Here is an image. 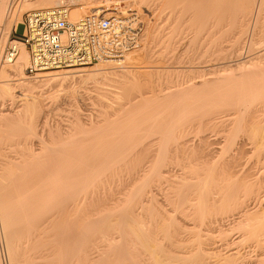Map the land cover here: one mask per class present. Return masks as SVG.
Here are the masks:
<instances>
[{
    "label": "bare ground",
    "instance_id": "obj_1",
    "mask_svg": "<svg viewBox=\"0 0 264 264\" xmlns=\"http://www.w3.org/2000/svg\"><path fill=\"white\" fill-rule=\"evenodd\" d=\"M12 1L13 11L17 8L20 13L79 3V7L69 10L72 21L91 8L89 0H0L3 40L11 26L22 20L20 15L11 17L13 11L6 17ZM127 1L114 2L109 11H121ZM152 1L134 3L139 18L149 2L155 5ZM157 1L158 14L167 12L165 18L167 22L174 20L175 30L185 15L195 11L191 18L198 20V26L194 23L197 32L203 30L204 34L206 30L210 35L206 36L213 39L209 42L201 33L196 37L202 35L208 40L212 54L217 55L212 59L206 48L202 56H209L210 62L238 56L234 62L237 74L224 61L212 63L211 71L206 73L191 62L188 66L179 56L183 66L155 65L148 67L149 72L144 70L149 86L155 82L156 87H149L147 93L141 92L142 85L134 74H123L121 70V74L113 73L114 69L104 67L106 61L87 71L52 72L29 79L24 72L29 52L18 44L16 60L0 67V99H13L15 88L24 92L13 109L0 111V232L4 246L3 252L0 249V264H241L236 253H221L218 245L214 246L215 238L213 243L204 242L197 228L209 222L215 224L212 232L220 239L228 236L227 231L238 230L241 242L251 243L264 264V177H253L259 174V168L257 174H251L244 165L247 153L256 156L257 163L264 160V60L253 50L254 45L264 43L259 29L254 33L259 39L251 37L243 58L240 47L241 36L251 23L245 19L253 18L254 31L260 24L258 19L264 18L260 13L264 0ZM186 8L190 9L187 14ZM228 32L230 37L226 38ZM168 41V47L163 48L167 54L174 42ZM91 80L96 81L97 96L113 99L111 114L104 111L100 119L85 122L77 119L65 129L48 126L47 136L39 138L38 152L26 141L14 140L36 135V123L45 106L38 89L53 86L55 95H73L81 83ZM223 123L228 128L221 148L207 150L206 137L197 135L201 141L188 146L185 135L191 129L203 136L202 130L217 129ZM241 135L250 140L249 152L244 143H238ZM7 143L17 150L13 156L2 154V146ZM150 144L157 145L153 157H148V147L147 156L141 158ZM138 160H148L149 165H140L138 170ZM134 162L138 165L130 164ZM170 165L180 166L184 173L171 175ZM121 170L132 171V180L128 176L130 181H120ZM120 187L121 197H115ZM184 211L197 220L186 238L180 236L184 224L178 219V213ZM229 217L232 220L225 230L221 223Z\"/></svg>",
    "mask_w": 264,
    "mask_h": 264
},
{
    "label": "rangeland",
    "instance_id": "obj_2",
    "mask_svg": "<svg viewBox=\"0 0 264 264\" xmlns=\"http://www.w3.org/2000/svg\"><path fill=\"white\" fill-rule=\"evenodd\" d=\"M119 1L120 0H89L88 2L90 4L91 8L90 7H89V9L86 8L85 9V13L87 12L86 13V15H87L90 12L109 11V7L110 6L112 7L113 4L115 5V3L116 4L117 3H120ZM137 1L136 0L135 1L134 0H128L126 4L124 3L123 6H121V12H122V14H126L125 13L126 11H131L132 12V16L135 15L133 21H134L135 24H137L139 26L140 43H138V45L136 46V49L134 51H132V52H130L128 54L123 55L120 59L106 61L105 64H108V65H105L104 66L105 68L114 69L113 71L112 70L111 71L113 73L118 72L116 74H121L122 71H123V74H134L137 77V79H138L137 81L142 85V88H141V90H142L141 92L142 93L149 92L148 91V90H150L149 87H151L152 89H154V88L156 89V87L153 85L155 82L150 84L152 86H149V82H148L149 80H148V77L146 76L147 73L145 71H147L149 69L148 67H150V66H155V65L156 66H158V65L161 66L162 65L163 67L164 66L165 67H168V66L172 67V66H175L177 64H178L177 66H179V65L180 66L181 65L183 66V64H185V63L182 64L181 61L182 60H185L184 62H186V64H187V62H188V64H189V62H191L192 64H190V65H193L194 67H197L198 66L197 67L198 70H205V72H206L208 69L211 71L210 67H211V64L212 63L214 64L216 62H222V61H224V62H227V65L230 64L229 66L231 67L230 69L233 71L232 73H234V74L236 73L237 74V72L235 70L236 67H234L235 66L234 62L237 60L238 56L237 57L236 56H233V57L231 56L232 58L228 57L226 59H221V60H218L216 58L217 61L216 60L215 61L212 60L210 62V59L211 58L214 59L215 57H217V55L214 57V54H212V50H211L212 49V47H211L212 45H211V43H208V40H209V42H211V40L213 38L212 39H209V37H207V36H210V35H207L208 33L206 32V30H204L205 31L204 32L205 35L202 33L203 30H201V31L199 30L197 32V28H195V27H196V25L198 26V23L196 24L195 22L198 21V20H196L194 22L193 21L194 18L193 19L191 18V17L194 16V12H195L194 10L191 9L192 10L191 13L194 11L193 14H188V17H190V19L193 21V24H192L191 20H189V18L187 17V15H185V17H184L185 19L183 18L184 21H183V19H181L183 22L181 21L179 23L180 24L179 25V29H181V31H179L178 28L176 30L174 29L175 28V25L173 24L174 23V20L173 21L172 20H169L167 22V20H166V18H167L166 17L167 16L166 13L167 12H165L167 10H165L164 11L165 13H163L162 15L161 14H158V12H157L158 1L156 2V0L155 1H152V4L155 3L156 6L155 5H151V2H149V7L147 8L145 6L143 8L142 14H141L142 17L139 18L138 13H137V6L134 5V3L135 4L137 3ZM19 2H21V0H19ZM196 3H197V1L194 4H196ZM16 5L17 4H15L14 8H16ZM137 5H138V3H137ZM66 6H68L69 10L71 11L74 7H79L80 5H79V3H76V4H68ZM152 6H154V7H152ZM127 7H129V8L131 7V8L129 9ZM180 7L182 8V6H180ZM158 8H159V5H158ZM194 8H195V6H194ZM188 9L186 8L185 14H187ZM31 10H36V9L25 10V11H22L20 13L19 12V9L17 11V8H16V12L13 11V14L11 15V17L14 14L17 15V16L20 15V17H21L23 13H25L27 11H31ZM182 11H184V10H182ZM260 13L261 14H264V9ZM70 15H71V13H70ZM145 15H146V17H145ZM158 15L159 16L161 15V17H159ZM163 15H165V16H163ZM189 15H191V16H189ZM186 17H187V20H186ZM247 18L248 19H245V20H248L251 23H250V28H249L248 32L246 34H244V35L241 36L242 37L241 38L242 39L241 40L242 42H240V47H243L242 58L245 57L246 54H247L246 53L247 52L246 49L248 47V44L250 43L251 37L253 39L255 38L254 40L259 39V36H263L264 37V18L263 17H260L258 19L257 22L260 23V24L259 25L257 24V26L255 27V30L254 31H253V27H254V25H253L254 24L253 18L250 17L251 18L250 19L249 16ZM185 21H188V22L190 21V22L188 23V22H185ZM187 23H188V25H187ZM194 23L196 24L195 27H194ZM261 23H263V24L261 25ZM183 24H186V28L187 29L185 28V25H183ZM172 25H174V26H172ZM194 28H195L196 32H195ZM169 29H171V31ZM183 29H184V32H183ZM258 29H259V32L260 33H258ZM177 30H178V32H177ZM251 30H252V32H251ZM22 31H23V27H22V25H20L17 28V33L18 34H21ZM173 32H175V33L173 34ZM255 32H257L259 36L257 34L255 35L254 34ZM196 33H197V35H196ZM199 33H201L202 35H204L203 37H207L208 40L206 39L207 41H205L204 38H203L204 39L203 40L202 39V35H201V37L199 36L200 38L198 39L196 36L200 35ZM170 34H171V36H170ZM228 34H229V36L226 35V38L227 37L228 38L230 37V33L229 32H228ZM172 35H174V36H172ZM170 37H172V38H170ZM167 39L168 40L170 39V41H172V42L174 41L173 43L170 44L171 47L168 48V50H169V53L168 54H167L168 51H166V53H163V51L165 50L163 48L164 47L165 48L168 47L166 42H169V41ZM165 40H166V42H165ZM243 41H244V43H243ZM175 42H176V44H175ZM177 44H178V46L176 47ZM243 44H244V46H243ZM262 45H261V43H259L257 45H254L255 47L253 46L254 47L253 50L256 51V53L258 52L259 54H262L263 57H262L261 60H264V46H262ZM209 47H211V49ZM206 48H209V49H206ZM255 48H257V49H255ZM205 49L207 51L208 50H211V52H209V51L207 52L206 51L207 55H210L211 58L209 56H207V55H205L207 57H203L205 53H202V52H205L204 51ZM173 50H174V52H173ZM170 52H172L174 54H172V53L170 54ZM241 52H242V50H241ZM251 52H253V51H251ZM179 54H181V55H179ZM211 54L213 55V57H212ZM216 54H218V53H216ZM164 56L167 57V58L169 57V58L168 59L167 58L164 59ZM179 56H180V58L182 60L179 59ZM207 59H209V60H207ZM165 60H167V62L164 63ZM171 60H172V62H171ZM205 60L207 61L206 63H205ZM262 62H264V61H262ZM122 63H124V64H122ZM197 63H201V64H197ZM169 64H172V65H169ZM187 65H186V67H187ZM94 66H90V67H87V68H84V69H64V70H61V71H55V72H53V74L54 73H57V72L60 73V72H72V71H84V70L87 71V70L94 69L95 68ZM118 68H119V70H118ZM141 68H142V71L140 70ZM127 69H129V70H127ZM136 69H137V71H136ZM138 69H139V71H138ZM120 70H121V72H120ZM140 71L142 73H140ZM149 71L150 70H148V72ZM134 72H136V73H134ZM208 72L209 71H207L206 73H208ZM48 73L49 74H52V72H44L42 74H48ZM138 74H139V76H137ZM144 74H145V76H144ZM25 76L27 77L26 74H25ZM141 76H143L145 79L143 77H141ZM27 78H29V77H27ZM140 78H141V80H139ZM95 82H96L95 80H91V81H87V82L81 83L80 86H79V88H78V90L73 95L70 94V93H67L69 95L66 94V96H65V93H64V95H63V93H60V95H55L54 94V91L56 89L53 88V86H47V87H43V88L38 89V91H40V93L42 94L41 96H42V99H43V104H45V106H44L43 112L41 114L42 117H40V119L36 123V129H35L36 130V132H35L36 135L35 136H31V137H29L27 139H24V138H20L19 137V138H15L14 140L17 141V143L18 142L19 143H24L26 141L27 144L29 145V147L32 150H35L36 152H38V150H39V142H40L39 141V138L41 136H44V135L47 136L48 129L54 128L55 126H58L59 128L65 129V127L70 122H72L74 120H77V119H79L80 121L82 120V122L83 121L85 122V121H87L89 119H94V118L95 119H100L101 118L100 116H101L102 112H104V111L105 112L108 111L107 114H111V112L113 111V108H112V105H110V103H111V101L113 99H111V97H110V101H109V99H105L104 100L102 97L97 96V94L95 92V88H94ZM111 84L114 85L116 83L115 82L114 83L111 82ZM23 95H24V92L21 89L15 88L13 90V99H10V98L9 99H3V100L0 99V111H2L3 109H4L3 111H8L7 109H10V108L13 109V107L17 104V102L23 99ZM106 101H108L109 104ZM14 103H16V104H14ZM109 110H111V111H109ZM45 125H47V126H45ZM225 125H226V123L224 125H222V126H225ZM51 126H53V127H51ZM222 126L221 127H218L217 129L214 128L216 130H214L213 128H211V130H209L210 129L209 128V129H207L209 131H207L206 129H205L206 132H204L205 130H202L203 132L200 131L201 132V135H203V136H199V132L197 134V132L194 131L195 129L194 130L191 129V131L187 133L188 135H191V136H188L187 135V137H186V135H185V140L188 141V139H189V141H188L189 143L187 142L188 146H191V143H192V145H195V143L197 145V142H200L201 141V138L198 139V137L204 138V136H205L206 137V142L208 141L207 142L208 143L207 144L208 145L207 147L209 148V149H207V147H206V149L212 152V149L217 150V149H219V148H221L223 146L222 143L225 140L224 139L225 138V135H226L225 132H226V129L228 127L226 128V126H225L223 128ZM47 127H48V129H47ZM192 131H193V133H192ZM194 132H196V134ZM202 133H205V135L202 134ZM241 136L238 138L239 139L238 140L239 141L238 143H240V144L244 143L245 144L244 145L245 151L247 149L248 150L247 152H249V150H251V148H252V145H250V140H248V138H247V140L249 142L246 141V138H244V137H246V135H244V137H243V135H241ZM240 138H243V139H240ZM191 141H193V142H191ZM243 141H245V142H243ZM204 142H205V139H204ZM150 145L152 147L151 146L145 147V151L143 153H141L142 156L140 155L141 158H143V156L144 157L147 156V152L146 151H147L148 147H149L148 151H150V149H151V152L149 153L150 156L148 155V157H151V156L153 157L154 153H152V152L154 151V148L156 149V146L157 145L155 147L152 144H150ZM2 151H3L2 152L3 155L13 156L17 150H16V148H11L9 146V143H7V146H4V147L2 146ZM250 156H251L250 153L249 154L247 153L244 156V161H245L244 162V165L246 163V166L248 167V168L246 167L247 169L246 168L245 169L248 172H250V170H251V172H250L251 174L252 173L253 174H257L259 172V174H257L256 176H253V177H257L258 175L261 177V174L264 177V172H262L264 170V165H263L264 162H260V161H264V160L261 158L262 160H260L257 163L256 161H258V159L255 160L256 156H253L254 158L252 156L251 157ZM2 158H3V156H2ZM148 160H150V158ZM148 160H143V161H140V162L138 160L137 163L139 165L136 162L130 163V164L131 165L137 164L139 166V167L137 166V169L139 170V168H141V166L144 168V166L149 165L147 163ZM242 161H243V159H242ZM247 163H249V164L247 165ZM260 163H261V165H260ZM168 167L166 168V170H168ZM173 167L174 168H172V165H170V167H169V168H171L173 170L172 171L171 169H169V171L171 172V175H173V172H174V174L176 176L178 175V177H179L181 175L180 172H183L184 173V171L179 168L180 166L177 167V168H175L176 166H173ZM251 168H254V169H251ZM258 168H259V170H258ZM262 168H263V170H262ZM138 170H136V173H137ZM257 170H258V172H257ZM127 171L121 170V174L120 175H123V176L120 177V181H123L124 180L123 181L124 183L132 180V177H131L133 175L131 173L132 171L131 172L130 171L127 172ZM252 171H254L256 173H254ZM128 176L130 177V180H128L129 179ZM154 188L156 190V187H154ZM121 192H122V190H121V187H120L116 191V193H114L115 194V197H121V195H120ZM158 198H159V196H158ZM165 204H167V203H165ZM187 212L188 213H186V211H184V212H182L183 214L182 213L181 214L178 213V216L180 215L178 217V219H179L181 225L184 224L183 225V227H184L183 228V231L181 230V232H180L181 233L180 236L182 235L181 236L182 238L183 237L186 238L188 236V234H189V230L188 229L191 228V227H193L194 224H197V220L193 216L190 215V212L189 211H187ZM186 215H187V217H186ZM230 218H232V217H229V221H226V219H224L223 222L221 223L222 224L221 227L223 226V229L226 230L229 227L228 226V223L230 222V220H232ZM204 225L201 226V227H199V228H197V229H199L200 232H201L200 234L203 235V240H205L204 241L205 243L212 242V239H214V238L216 240L218 239L217 241H215V239H214L213 242H215L214 243V246L215 245L216 246L218 245L217 246V247H219L218 250L221 253H224V254H227V253H236L238 256H240V263L241 264H242V262H243V264L245 262H246V264H262L261 261H260V258L257 257V255H258V252L257 251L258 250H255V248H253L252 247V244L249 243V242L248 243L241 242V240H240L241 239L240 238V235L241 234H240V232L238 230L227 231L228 233L227 232L226 233H227L228 236H226V238L220 239V238H218L216 232H212V229H213L212 227H215V224H213L212 222H209L208 224H204ZM210 239H211V241H210ZM206 240H207V242H206ZM187 242L188 241H186L184 243H186V245H187ZM205 243H204V245H205ZM206 247H207V245H206ZM3 248H4V246H3V236H2V234L0 232V249H1L2 252H3ZM185 248L186 247H184V250H185ZM182 251H183V248H181V250H179L180 255H183L182 254ZM185 251H183V252H185ZM254 257H255V259H254ZM207 260H209V262L211 263V259L208 258ZM209 262L207 261V263H209Z\"/></svg>",
    "mask_w": 264,
    "mask_h": 264
},
{
    "label": "built area",
    "instance_id": "obj_3",
    "mask_svg": "<svg viewBox=\"0 0 264 264\" xmlns=\"http://www.w3.org/2000/svg\"><path fill=\"white\" fill-rule=\"evenodd\" d=\"M12 4L6 17L13 11ZM125 13L118 9L90 12L72 21L65 6L25 12L22 20L11 26L6 39L0 33V67L16 60L18 44L29 52L24 72L30 79L44 72L84 69L119 59L140 43L139 26L131 11ZM20 25L23 31L18 34Z\"/></svg>",
    "mask_w": 264,
    "mask_h": 264
}]
</instances>
